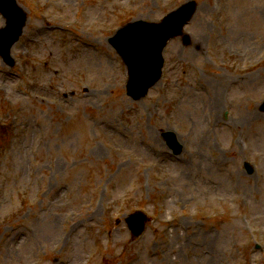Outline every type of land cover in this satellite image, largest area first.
<instances>
[{"label": "rangeland", "instance_id": "374dc122", "mask_svg": "<svg viewBox=\"0 0 264 264\" xmlns=\"http://www.w3.org/2000/svg\"><path fill=\"white\" fill-rule=\"evenodd\" d=\"M17 1L28 19L14 65L0 58V264H264V0H194L138 100L108 38L187 0Z\"/></svg>", "mask_w": 264, "mask_h": 264}, {"label": "water", "instance_id": "95a60500", "mask_svg": "<svg viewBox=\"0 0 264 264\" xmlns=\"http://www.w3.org/2000/svg\"><path fill=\"white\" fill-rule=\"evenodd\" d=\"M194 8L195 3L190 1L168 14L159 24L137 23L122 29L116 36L114 44L130 67L132 80L129 83V94L134 98L143 95L158 78L162 65L161 50L169 38L180 32ZM0 10L7 18V26L0 31V50L7 54L12 41L20 33L24 14L13 3L3 5L0 2ZM167 138L173 140V134H167ZM175 150L179 151V148ZM142 221L143 217L139 216L138 225L135 223L132 228L135 234L142 230Z\"/></svg>", "mask_w": 264, "mask_h": 264}, {"label": "bare ground", "instance_id": "6f19581e", "mask_svg": "<svg viewBox=\"0 0 264 264\" xmlns=\"http://www.w3.org/2000/svg\"><path fill=\"white\" fill-rule=\"evenodd\" d=\"M247 117H248V118H252L250 114H248V115L246 116V118H247ZM255 118H256V117H255ZM252 119H253V118H252ZM253 120H254V119H253ZM94 151H95V154H99V153H101V149H99V148H96ZM157 154H158V156H165V152H164V151H163V152L160 151V152H158ZM93 215H94V214H92L91 217H93ZM56 222H57V221H56Z\"/></svg>", "mask_w": 264, "mask_h": 264}]
</instances>
